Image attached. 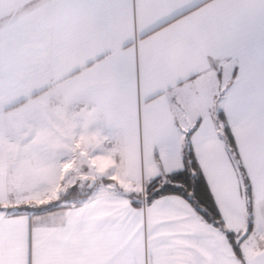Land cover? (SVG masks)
Returning <instances> with one entry per match:
<instances>
[{
    "label": "snow or ice",
    "instance_id": "1",
    "mask_svg": "<svg viewBox=\"0 0 264 264\" xmlns=\"http://www.w3.org/2000/svg\"><path fill=\"white\" fill-rule=\"evenodd\" d=\"M0 264H264V0H0Z\"/></svg>",
    "mask_w": 264,
    "mask_h": 264
}]
</instances>
